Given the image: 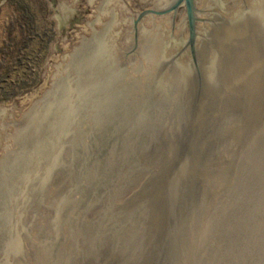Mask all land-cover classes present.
Wrapping results in <instances>:
<instances>
[{
    "label": "water",
    "instance_id": "95a60500",
    "mask_svg": "<svg viewBox=\"0 0 264 264\" xmlns=\"http://www.w3.org/2000/svg\"><path fill=\"white\" fill-rule=\"evenodd\" d=\"M89 30L0 109V264H264V0H100Z\"/></svg>",
    "mask_w": 264,
    "mask_h": 264
},
{
    "label": "rangeland",
    "instance_id": "374dc122",
    "mask_svg": "<svg viewBox=\"0 0 264 264\" xmlns=\"http://www.w3.org/2000/svg\"><path fill=\"white\" fill-rule=\"evenodd\" d=\"M99 1L0 0V109L10 118L40 97L59 56L89 34Z\"/></svg>",
    "mask_w": 264,
    "mask_h": 264
},
{
    "label": "trees",
    "instance_id": "16d2710c",
    "mask_svg": "<svg viewBox=\"0 0 264 264\" xmlns=\"http://www.w3.org/2000/svg\"><path fill=\"white\" fill-rule=\"evenodd\" d=\"M6 88L8 91L10 90V92L13 90L12 84H6Z\"/></svg>",
    "mask_w": 264,
    "mask_h": 264
}]
</instances>
